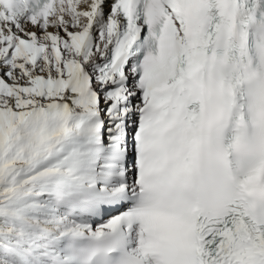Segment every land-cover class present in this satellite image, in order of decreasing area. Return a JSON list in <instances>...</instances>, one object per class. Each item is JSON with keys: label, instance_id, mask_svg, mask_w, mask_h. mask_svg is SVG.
<instances>
[{"label": "bare ground", "instance_id": "bare-ground-1", "mask_svg": "<svg viewBox=\"0 0 264 264\" xmlns=\"http://www.w3.org/2000/svg\"><path fill=\"white\" fill-rule=\"evenodd\" d=\"M106 1H59L43 26L25 20L11 26L0 17L1 264H70L58 248L63 235L85 233L89 224L96 229L113 224V219L106 218L90 221L85 207L73 204L79 199L74 189L98 180L102 173L101 168L94 172L89 167L93 149L86 145L90 142L86 139L88 126L79 117L103 112L104 141L115 131L123 136L126 116L131 115V88L123 93L128 83L119 88L116 83H106L98 88V99L86 100L88 109L72 115L67 112L79 86L91 80L105 49ZM20 39L27 43L16 52L14 46ZM32 48L41 51L32 54ZM221 101L215 90L206 97L199 125L191 132L193 157L189 164L174 170L165 162L154 172L164 201L177 202L180 191L194 193L206 182L216 190V196L235 189L219 144L224 125ZM144 123L146 159L152 149L165 145L174 135L163 134L152 142L151 138L161 133L151 131L153 120ZM261 129L259 147H264V121ZM236 141L238 149L245 151L247 138L240 133Z\"/></svg>", "mask_w": 264, "mask_h": 264}, {"label": "rangeland", "instance_id": "rangeland-1", "mask_svg": "<svg viewBox=\"0 0 264 264\" xmlns=\"http://www.w3.org/2000/svg\"><path fill=\"white\" fill-rule=\"evenodd\" d=\"M44 253V252H43ZM0 255H1V253H0ZM43 255H45V254H43ZM2 261V258H0V262ZM1 264V263H0ZM8 264V263H7Z\"/></svg>", "mask_w": 264, "mask_h": 264}]
</instances>
